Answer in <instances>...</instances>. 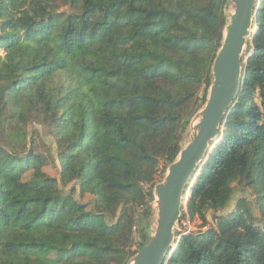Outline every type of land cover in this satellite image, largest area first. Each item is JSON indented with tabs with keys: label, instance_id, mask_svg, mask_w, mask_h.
Here are the masks:
<instances>
[{
	"label": "trees",
	"instance_id": "1",
	"mask_svg": "<svg viewBox=\"0 0 264 264\" xmlns=\"http://www.w3.org/2000/svg\"><path fill=\"white\" fill-rule=\"evenodd\" d=\"M229 2L0 0V264L139 253L140 208L207 103ZM253 11L237 98L183 194L208 231L175 234L163 264H264V0ZM238 187L254 201L228 212Z\"/></svg>",
	"mask_w": 264,
	"mask_h": 264
},
{
	"label": "water",
	"instance_id": "2",
	"mask_svg": "<svg viewBox=\"0 0 264 264\" xmlns=\"http://www.w3.org/2000/svg\"><path fill=\"white\" fill-rule=\"evenodd\" d=\"M230 2L235 6V12L230 15L222 46L213 63V83L208 100L204 108L193 118L201 121L195 133L190 136V143L169 166L164 181L155 186L154 196L158 209L155 233L128 264H163L175 241L174 228L181 218L184 190L196 169L203 164L211 141L219 135L224 115L237 98L243 70L242 59L253 31V10L256 0ZM229 5V3L226 5L225 10ZM199 163L201 164L198 165Z\"/></svg>",
	"mask_w": 264,
	"mask_h": 264
},
{
	"label": "rangeland",
	"instance_id": "3",
	"mask_svg": "<svg viewBox=\"0 0 264 264\" xmlns=\"http://www.w3.org/2000/svg\"><path fill=\"white\" fill-rule=\"evenodd\" d=\"M256 3H257V0H256ZM229 4H230L229 5V8L225 10L226 11V14H227V22L228 23L230 22V15L235 12V6L231 2H229ZM0 54L2 56L5 55L4 52H1ZM194 120L195 119H192L191 122H190V124L187 127L186 133H185V135L183 137V141H182L183 142L182 149L185 148V146L190 143V140H191L190 139V136L195 132V127H194V126H196L195 124H198L201 121V119H199L198 121L197 120L194 121ZM28 129L32 133L34 131L35 132H38L39 135H40V137H41V139L43 141H45L48 144L51 143V139H50V137L48 135L47 130L43 126H41L40 124H38L36 122H32L28 126ZM220 130H221V128H219V131ZM222 130L224 131L225 130V127H223ZM220 139L221 138H216L213 141H211V143L213 142V143H216L217 144V143L220 142ZM209 149H211V151H212L214 149V146H209ZM211 159H212L211 156H206L203 159V165L206 164L207 162H209ZM201 163H199L198 165H200ZM45 172L48 175L52 176V177H55L57 179L60 178V176H59V173H60L59 167L56 168L54 166H48L47 168H45ZM167 173H168V167H167V165L164 162H162L161 163L160 172L155 177V181H154L155 184L162 183L164 181ZM198 177H199V173H197L193 177L192 180H193L194 183L196 182V180L198 179ZM74 187H77V184L76 183H73L70 186H68L67 191H70V189H72ZM187 195L190 196V192L189 191L187 192ZM75 196H76V198L78 200H80L78 189H77V192H76ZM243 197H247L251 201V203H253V201H254V196L252 195V193H251L250 190H242V188H239L238 187V188H236V191H235V193L233 195V198H232V203L230 204V206L227 209V211L228 212L232 211L234 209L235 202L238 199L243 198ZM83 201L86 202V203H88L90 201V197L87 196ZM187 202H188V200H184V201L182 200V214H181V218H180L178 224L174 228V233L180 236V235H183V234L184 235H187L188 233L189 234L190 233H202V232L208 231V227H206L207 225L205 226L204 224H202L201 220H191L188 216L187 217H183V210H184V212L187 211V204H188ZM151 207H152V213L148 217L143 212L145 209L144 208H140V210H141L140 211V215L143 216L144 220L143 221L140 220L141 221L140 222V227H139V230L137 232V235H135L136 237H135V247H134V250H137L139 248V245H142V248L144 246H146L148 244L151 236H153L154 233H155V230H156V227H157V214H158V209H157L156 201H154V202L151 203ZM208 220L211 222V216L210 215L208 216ZM173 248H174V250H173L172 253L174 254L175 251L177 250L176 241H174L172 243L171 249L168 251V253ZM170 257H172V255Z\"/></svg>",
	"mask_w": 264,
	"mask_h": 264
},
{
	"label": "bare ground",
	"instance_id": "4",
	"mask_svg": "<svg viewBox=\"0 0 264 264\" xmlns=\"http://www.w3.org/2000/svg\"><path fill=\"white\" fill-rule=\"evenodd\" d=\"M195 125H196V126H194V127H195V130H196V127H197L198 124H195ZM194 133H195V132H194Z\"/></svg>",
	"mask_w": 264,
	"mask_h": 264
}]
</instances>
